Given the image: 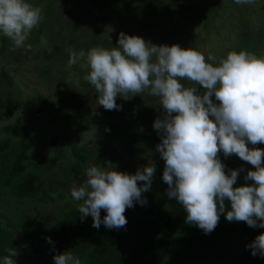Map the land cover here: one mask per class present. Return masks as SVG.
<instances>
[{
  "label": "trees",
  "instance_id": "trees-1",
  "mask_svg": "<svg viewBox=\"0 0 264 264\" xmlns=\"http://www.w3.org/2000/svg\"><path fill=\"white\" fill-rule=\"evenodd\" d=\"M87 1L98 6L105 0ZM106 1H109L108 5L102 7L101 4L98 7L100 9L84 13L77 0H29L31 4L41 8L42 20L32 30L23 48L13 50V45L7 48L5 44L11 41L0 34V58L9 60V55L20 57L21 50L25 49L33 54L34 62L46 57L57 61L62 71L73 72L68 78L58 79L62 85L79 82L90 69L84 60L69 67V49L87 53L94 47H118L120 33L111 32L108 33L111 37H108L101 34L99 25L104 21L108 10L118 8H124L118 14L121 18L119 22H123L129 12L131 17H136L133 14H137L142 21L141 30H128L125 32L128 35L142 37L144 33L149 36L153 31H165L166 20L160 22L163 20L164 9L167 8L170 18L178 9H184L181 12L188 22L201 23L206 34H210L211 28L221 30L228 26L236 33L234 40L229 42L230 46H236L234 49H239L238 52L246 51L257 57H264V4L257 11L258 21L253 22L249 18L253 13L252 6L238 5L235 0ZM151 21L155 24L152 25ZM245 35H248L247 45H238L237 41L241 38L244 40ZM43 38H48L50 44L42 47ZM200 41L203 43V38ZM229 52L231 48L221 57L214 56L219 60ZM44 72L48 74L50 68L45 67ZM17 85L6 72L0 71V122H8L5 125L6 134L0 138V187L6 192L10 186L12 197H28L31 201L42 200L44 197L53 201L57 193L54 190L56 185L64 187L67 181L76 178V174H82L89 166L98 163L103 150L109 148L112 158L117 159L119 150L112 145L113 137H116L121 149L130 154L142 146L157 147L161 142V136L152 124L140 126L145 120L144 116L152 109V105L145 110L139 108V103L143 100L150 101L146 93L138 95L133 109L135 115L128 127L125 126L127 128L123 127L122 122L119 123L122 112L110 110L111 114H107L109 110L98 108L105 117L97 116L87 123L94 130L102 129L103 137L92 146H66L62 144L64 142L60 143L57 133H52L49 138L40 137L37 141L36 133H32L34 131L29 135V129L34 130V126L27 129L26 121L22 118L13 119L14 110L19 103L20 91ZM185 86L196 87L200 93L204 91L202 86L191 82H187ZM119 98L116 97V103L121 101ZM27 100L33 101L31 98ZM53 115L60 118L61 113L55 112ZM53 115L49 116L48 124ZM248 146L264 149V144ZM41 148L43 151L54 149L49 150V155L44 157L40 152ZM64 158L67 163H60ZM220 160L225 165L226 173L234 169V160ZM164 163L158 152L151 187L142 193L147 203L134 201L133 206L127 208V223L124 227L109 229L101 223L99 228H95L90 215L81 218L79 205L72 210L62 209L63 213L59 210L63 216L58 215L55 222H51L52 226L43 222V228L39 220L36 223L33 218L24 219L26 215L19 212L17 220H7L5 225L0 220V256L3 258L9 254L8 249H15L18 253L13 257L16 264H54V256L64 251L76 255L81 264H264V256L259 253L253 256L248 247L257 235L264 233V228L250 227L242 221L230 222L226 219V213L220 214L218 225L207 234L196 225L186 222L187 213L183 206L166 194L168 185L163 180ZM248 170H254L251 164H248ZM243 183L242 179L237 178L235 186ZM251 183L253 182L250 180ZM63 192L58 190L57 195L60 196ZM225 207L230 210L227 200ZM100 215L103 218L106 212L101 210ZM19 223L20 228L22 227L20 230L12 227ZM48 238H51V242Z\"/></svg>",
  "mask_w": 264,
  "mask_h": 264
},
{
  "label": "clouds",
  "instance_id": "clouds-1",
  "mask_svg": "<svg viewBox=\"0 0 264 264\" xmlns=\"http://www.w3.org/2000/svg\"><path fill=\"white\" fill-rule=\"evenodd\" d=\"M235 3L254 4L255 0ZM41 12L29 0H0V34L11 41L13 50L25 46L42 20ZM117 44L87 53L69 49L68 66L85 61L90 71L84 79L94 87L97 104L105 110L119 109L116 97L128 98L130 93L159 98L164 116L153 124L161 136L156 150L165 162L166 194L183 206L186 222L207 234L218 225L220 214L226 213L230 222L264 228V149L248 146L264 144V57L231 51L217 60L193 48L156 45L124 32ZM94 135L93 129L91 138ZM221 152L251 164L254 170L247 171L245 180L253 183L235 186L239 170L226 173ZM155 171L149 164L130 175L93 164L85 170L83 183L71 189V197L82 201L78 211L81 218L92 217L93 227L103 223L119 229L126 225L125 212L134 201L147 203L142 193L150 189ZM101 210L106 212L103 218ZM248 247L253 256H264V233ZM8 253L2 264H16L17 251L8 249ZM53 259L54 264H81L69 251Z\"/></svg>",
  "mask_w": 264,
  "mask_h": 264
},
{
  "label": "rangeland",
  "instance_id": "rangeland-1",
  "mask_svg": "<svg viewBox=\"0 0 264 264\" xmlns=\"http://www.w3.org/2000/svg\"><path fill=\"white\" fill-rule=\"evenodd\" d=\"M187 0H184L186 2ZM80 2V8L84 13L93 12L109 4V1H103L101 4L93 5L87 0H77ZM113 2L119 3V0H114ZM264 4V0H255L252 6V12L249 18L253 22H257L258 10L261 9V5ZM124 11V8L108 10V14L105 15L104 21L99 25L101 26V34L111 37V32L121 33L127 32L128 30H141L142 21L139 19L137 14H133L136 17H131L130 12L128 17H126L123 22H119L121 18L118 17L119 12ZM184 9H178L172 18L169 17L170 13L167 8L163 11V20H166V30L157 33L153 31L150 35L144 33L142 38L156 45L166 44L171 46L172 44H178L182 48H193L206 56L217 55L221 57L224 52L231 48V51L238 52L239 49L235 50L236 46L229 44L230 41L234 40L236 37L235 31L232 28L225 26L224 28L216 29L211 28L210 34H206L204 26L201 23H189L185 14H183ZM264 12V11H263ZM248 15V14H247ZM237 19L235 18L234 21ZM232 23V21H231ZM151 24L155 23L151 21ZM238 24V23H237ZM210 29V28H209ZM158 35V36H157ZM203 38V43L200 40ZM248 35L244 36V40H238V45H247ZM222 40H224L222 42ZM245 43H244V42ZM222 42V44H221ZM50 44L48 38H43L41 41V46L44 47ZM241 45V46H242ZM8 48L12 46L11 42L5 44ZM252 47L251 44L249 46ZM250 50V49H249ZM11 59L6 60L0 58V71H4L10 77V79L16 82L18 85L19 93V103L14 110V117L22 118L26 121V126H34V130L29 129V135L36 133L35 140H39L40 137L47 136L48 138L52 133H57L60 137V143L67 146L68 145H81V146H92L98 140L103 137V130L95 129L94 139L91 138L92 128L88 126L87 121L93 119L94 117L102 115L98 108H103L97 104V93L94 87L85 79L71 83L67 86L59 83V78H68L69 74L73 72L62 71L61 67L58 65L57 61H51L44 57L40 60L34 62V57L32 53H28L25 49L21 50L20 57L11 56ZM45 67L50 68V72L47 74L44 72ZM186 84L189 81H182ZM121 101L117 104L120 106L119 109L115 111L122 112V118L119 123L122 122L124 128H127L131 120L135 115L134 108L136 104V99L138 95H129L128 98L121 96ZM27 98H31L32 102H28ZM149 100H143L139 103V108L145 110L147 107L152 105L151 111L144 116V121L140 126L144 127L147 123L154 124L157 118H163L164 109L160 105L158 97H147ZM55 112L61 113L60 118L53 115ZM138 112V111H137ZM111 114L107 112V114ZM52 117L50 120L51 124H48L49 116ZM61 119V121H58ZM142 119L139 121L141 123ZM8 122H0V138L6 134L5 125ZM53 125V127L51 126ZM127 126V127H125ZM112 145L116 147L119 151V156L117 159L112 158V151L107 148L100 153L98 158V163L95 165L101 167L105 170L115 169L120 172H124L133 175L138 169L142 170L145 166L155 163L158 157V151L156 147L153 146H142L138 148L134 153L130 154L129 151L122 150L116 137L112 138ZM36 146L39 147L36 143ZM50 148V146H49ZM54 149V148H51ZM43 151L41 148L40 152L42 156L46 157L49 155V150ZM65 154V153H64ZM219 158H224L228 160H234L236 162L234 169L238 171V177L244 181L242 185L250 184V180H245V176L248 171V164L242 161L237 155L233 154L231 156L225 157L221 152ZM60 163H67L66 158L61 160ZM86 179L85 172L82 174H76V178L72 181H67L64 187L56 185L54 188L55 192L58 190H63L64 192L58 196L57 193L53 201L49 199L41 198L42 200L31 201L28 197L23 199H18L16 196H10L12 192L9 186L5 192L2 187H0V219L4 220H17L19 219V212H22L25 216L24 219L33 218L34 222H41V227L43 228V222L46 225H51L54 223L58 215H61L62 209L65 211L72 210L79 205V201H75L71 197V189L73 187H78L80 183ZM56 184V183H55ZM61 184V183H59ZM39 194V193H38ZM42 197L41 195H38ZM47 200V202H44ZM36 207H35V206ZM59 210L61 213H59ZM63 214L60 216L62 217ZM74 219V218H73ZM72 219V220H73ZM21 220V219H20ZM54 220V221H53ZM5 222V221H4ZM52 226V225H51ZM14 229H21L20 223L12 225ZM32 251V250H30Z\"/></svg>",
  "mask_w": 264,
  "mask_h": 264
},
{
  "label": "flooded vegetation",
  "instance_id": "flooded-vegetation-1",
  "mask_svg": "<svg viewBox=\"0 0 264 264\" xmlns=\"http://www.w3.org/2000/svg\"><path fill=\"white\" fill-rule=\"evenodd\" d=\"M2 222H3V225H5L4 223L6 222V220H4L3 218L2 219H0ZM5 221V222H4ZM2 260H3V258L0 256V264H2Z\"/></svg>",
  "mask_w": 264,
  "mask_h": 264
}]
</instances>
